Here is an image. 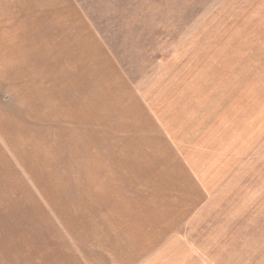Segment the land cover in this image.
<instances>
[{"label": "rangeland", "instance_id": "374dc122", "mask_svg": "<svg viewBox=\"0 0 264 264\" xmlns=\"http://www.w3.org/2000/svg\"><path fill=\"white\" fill-rule=\"evenodd\" d=\"M22 134L28 162L14 152ZM4 158L31 192L12 211L0 183L4 229L34 241L38 264H84L85 182L116 216L173 222L179 264H264V0H0ZM133 183L137 207L120 191ZM165 253L139 264H174Z\"/></svg>", "mask_w": 264, "mask_h": 264}, {"label": "crops", "instance_id": "0c3cea01", "mask_svg": "<svg viewBox=\"0 0 264 264\" xmlns=\"http://www.w3.org/2000/svg\"><path fill=\"white\" fill-rule=\"evenodd\" d=\"M182 170H186V168L183 167ZM113 171L114 169L110 170V168H108L107 176L115 178V174ZM199 171L202 172V170ZM84 174H82V176ZM139 176H143V174H140ZM182 180L183 179H180L179 182H181ZM185 180L183 181L185 182ZM114 182H115L114 180H111V183L108 184L112 190L115 187ZM199 182L206 184L204 177H202ZM129 184H125L121 188L120 191L123 193V198L121 196L120 198H122L123 202L124 200L131 201L132 206L134 207L133 203H135L136 197L134 194H130V192L128 191H130V189L136 191V186L135 183H133V185H129ZM82 186L91 187V190H87L85 188H82L81 190L80 196L82 198V203L85 204V210L89 211V213H91L92 211H96L95 213L90 214V216L84 217L85 223L89 225L87 228L89 230L88 234H85V236H83L84 239H82L80 242L74 240L75 245L78 248L77 250L79 251L84 264H139V261L142 259L143 256H146L147 254H151L158 247L160 249L164 248V250L166 251L165 255H171L170 263H173V261H171V258H172L173 250H175L174 264L180 263L181 258L179 256V253H177L178 251L177 249L179 248L180 237L178 236V233H174L175 235H169V233L172 231L173 228V222L167 225H157L156 224L157 221H154L151 216L147 217L145 210H142L141 208L137 207V203L139 201L135 203V207H137L138 209L136 210L138 214L137 216L131 215L132 213L131 209H130V213H128L127 216L124 217L116 216L117 214H114L115 213L114 205L112 203H109L106 206L104 204L100 205L101 203L106 201L107 198L105 199L101 198L102 201H98V199H93L95 194L93 188L94 186L92 183L89 184L85 182L84 184H82ZM174 187L176 188V191H179L177 185ZM200 187H201L200 188L201 191H205L203 186ZM102 190H106V188L104 189L102 188ZM107 190L109 191V189ZM193 190H194V185H193ZM191 191H192V187L190 186V190H187V194L190 193ZM176 193L177 192H175V195ZM150 196L151 197H149V199H154L153 192L150 193ZM202 196L203 195L201 193L200 199H192V201H188L187 203L189 204L186 205L188 206V209H192L193 206L196 207L197 204L202 203L204 200L202 199ZM87 199H89V205L87 203ZM208 205L209 204H207L205 207H208ZM10 206L14 211V205H10ZM186 206L185 209L187 210ZM38 211L39 208L37 212ZM3 212H4V208L2 209V213ZM30 213L28 212V215ZM207 215H208L207 213L203 215L200 214V216L198 217L199 220L198 222H196V227L193 224V226L197 229L199 233L201 230L204 231L203 225L207 229L208 223H205L209 221L206 219ZM166 216L168 219L171 218L169 217V215ZM175 216L176 219L174 221V229L175 227L177 228L179 226V221L177 220L178 214L176 213ZM33 218L32 220H34ZM68 221L71 224L72 228L79 226L76 220L70 214L65 215V222L62 219H59V223H63V224L68 223ZM40 222L42 224V221ZM21 224L23 226H26V223L22 222ZM27 228L29 229L28 233L31 234L35 233L34 227H32V229L31 226ZM206 231L209 232L210 229ZM169 236L171 237L174 236V237L170 238L164 243L163 242L164 238H167ZM193 238H195L194 233L190 239ZM207 238H210V235ZM14 240H16V247L14 250V253L17 254L16 264H38L32 261L31 259L32 253L36 251V245L34 244V241L31 238L23 237V235L18 232H15ZM21 240L25 241L24 246L27 247V250L23 249L24 246H22V250H21V245H22ZM87 248H90L91 251L89 252ZM41 253L44 254L45 256L44 258L46 259L45 251L41 250ZM103 254H105L104 258H103ZM39 264H43V263L41 262ZM55 264H59L58 261H55Z\"/></svg>", "mask_w": 264, "mask_h": 264}, {"label": "bare ground", "instance_id": "6f19581e", "mask_svg": "<svg viewBox=\"0 0 264 264\" xmlns=\"http://www.w3.org/2000/svg\"><path fill=\"white\" fill-rule=\"evenodd\" d=\"M18 140H22V142L21 141L18 142ZM23 141H26V136H24L23 134L21 135V137L19 136L18 139L16 138V140H14V152L17 153L16 155H18L19 158H21V160L24 159L23 152H25V151H26V153L29 152V149L25 148L26 146L24 147ZM24 160H27L26 154H25ZM24 160H22V161L24 162ZM27 162H28V160H27ZM0 163H3V164H0V183H2L3 186L7 190L8 189L12 190V188L14 187V192L17 194V196H14V209H15V208H17V205H18V203L15 204V202L17 199H19V196L23 197V195H27V196L31 197V195H30L31 192H30L29 188L26 186V184L24 183V181L20 179V177H19L20 175L17 176L14 173V168L12 167V164L6 158L3 159V162L0 160ZM29 164H30V166L32 165L31 155H30ZM30 166H26V168L29 169ZM31 168H32V166H31ZM32 172H34V171H32ZM30 174H34V173H30ZM6 196H9V195L7 194ZM11 198L9 200L10 202L12 201ZM8 207L12 208L10 205ZM9 209H7L5 207L4 212L2 213V210H1V214H0V217H3L2 220H0L1 221L0 222V264H16V258L14 259V254H15L14 252H12L13 254H8V255L5 254V252L10 247H13V245H14V250L16 247V240H14V235H15L14 226H10L11 229H9V230L4 229V226L7 227L8 224L10 223L8 215L10 214V211L12 209L11 210H9ZM37 209H38V207L36 206V210ZM7 211H9V212H7ZM15 213L17 214V212H14V217L16 215ZM26 213L28 214V211H26ZM2 231H4V233ZM4 234H6L7 238L9 239L8 243H5L2 240V236ZM21 242H22V245H21V250H22V246H24L25 241L21 240ZM23 249L25 250V246L23 247Z\"/></svg>", "mask_w": 264, "mask_h": 264}]
</instances>
